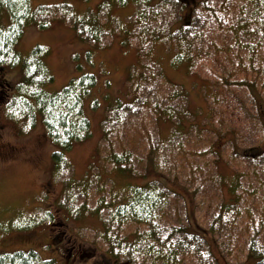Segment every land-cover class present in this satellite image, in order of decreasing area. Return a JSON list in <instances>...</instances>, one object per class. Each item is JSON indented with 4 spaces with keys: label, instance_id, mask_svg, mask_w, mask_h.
<instances>
[{
    "label": "rangeland",
    "instance_id": "rangeland-1",
    "mask_svg": "<svg viewBox=\"0 0 264 264\" xmlns=\"http://www.w3.org/2000/svg\"><path fill=\"white\" fill-rule=\"evenodd\" d=\"M119 1L29 0L55 14L28 24L16 50L24 57L45 47L54 77L49 93L72 78L96 77L84 103L92 135L60 166L41 116L32 124L0 106V254L33 250L55 264H255L250 237L264 218V185L249 158L264 152V42L246 23L253 7L247 0H194L134 22L141 7ZM63 3L72 9L66 20L58 8L67 5L57 8ZM0 24H10L7 14ZM87 25L96 41L79 33ZM244 61L256 63L232 66ZM6 78L20 83L19 67L7 69ZM155 180L162 182L154 187L162 199L153 216L156 246L146 224L130 213L120 222L116 214L132 189ZM234 186L242 196L223 229L216 212L234 200ZM61 233L64 240H52ZM185 233L199 235L194 241ZM140 235L146 252L133 248Z\"/></svg>",
    "mask_w": 264,
    "mask_h": 264
},
{
    "label": "trees",
    "instance_id": "trees-1",
    "mask_svg": "<svg viewBox=\"0 0 264 264\" xmlns=\"http://www.w3.org/2000/svg\"><path fill=\"white\" fill-rule=\"evenodd\" d=\"M213 1L217 0H205L202 1L201 5L206 6ZM119 2L125 4L126 0H120ZM246 2L253 7L252 10L247 12L251 19L246 21V23L248 27L250 24L253 25V33L254 35H258L256 39L264 42V0H247ZM191 3H194V0H136L135 5L140 6L141 10L140 13L135 14L134 22L146 19L150 15L151 17H157L161 14V11L163 12L168 8L169 4H172L173 7L176 5L177 8L179 6V9L182 10L183 6ZM64 5H67L68 9L63 10L62 8H58ZM40 7V10H38L39 8L33 9L30 7L29 0H0V18L5 13L10 22L8 26L0 24V106L10 107L11 116L16 119L19 117L28 118L32 124L36 115L39 114L48 137L55 147L58 148L53 153L52 159L56 164L64 166L66 162L65 153L70 151L77 143L90 138L92 135L91 122L85 112L84 103L91 96L92 90L96 86V77L92 74H84L80 78H72L60 92L49 93L46 90V86L54 83V77L46 66L48 52L45 47L38 45L24 57L16 50V46L23 37L25 27L28 24L35 22L38 15L48 16V14H55L52 10H48L52 6ZM57 8L58 11L62 12L65 20L69 16L72 17L70 14L72 9L68 4L63 3L58 5ZM245 13L244 7H241L239 12L241 20L242 15ZM147 21L151 23V20ZM79 22L83 23L80 19ZM47 26H49L48 23H39L41 29H45ZM78 30L80 34L84 35L85 39L88 38L96 41L94 31L88 25L84 28H78ZM146 35L147 28L144 33L145 37ZM161 35L159 32H153L150 34V37L159 40L162 39ZM235 37L241 41L239 33L235 34ZM254 52L255 50H252L249 54L255 56ZM255 63L248 61L247 64L244 61L243 63H235L232 66L246 67ZM17 67H19L22 80L13 86L10 82L12 80L6 78V70ZM231 75L234 76V73H229L228 77H231ZM259 76L263 78L262 86L258 90V94L261 95L260 92L264 91V73H260ZM18 91L21 93H18ZM173 97L181 100L186 99L181 92H174ZM91 104L92 108H97V100H93ZM153 106L157 107L156 104ZM121 108L123 106H119L117 110ZM249 159H252L255 163L254 173L258 176L259 174L261 175L260 177L263 179L261 183L264 185V152L259 155H252ZM114 164L119 167V160L117 158ZM237 182L239 183L240 179ZM160 183L162 184L161 181L155 180L150 182L147 187H135L132 189L129 195V198H131L129 205L126 204L122 208L120 207L118 213H116L121 218L120 222L128 221L129 217L127 215L130 213L140 225L146 224L149 236L150 238L153 237L152 241L155 246L158 240L160 242V239L157 240L155 236L157 232L153 225V216L157 205H161L162 199L159 196L160 192L154 191V187L157 188ZM233 188H235L232 191L234 200L231 203L220 204L219 210L216 212L215 221L223 229L228 226V218L230 214L235 213L239 204V198L242 196L238 194V186H234ZM214 225L210 229L213 236L215 234ZM185 234L187 240H194L199 235L194 233ZM229 237H232V234H229ZM204 238L201 237V239ZM250 240V254L256 259L255 264H264V218L260 220V226L255 228ZM146 242V237L140 235L134 240L133 248L135 250H140L141 248L146 252ZM0 264H55V261L53 259L42 261L36 251L29 250L27 252L18 251L13 254H0ZM207 264L218 263L213 258V261Z\"/></svg>",
    "mask_w": 264,
    "mask_h": 264
},
{
    "label": "flooded vegetation",
    "instance_id": "flooded-vegetation-1",
    "mask_svg": "<svg viewBox=\"0 0 264 264\" xmlns=\"http://www.w3.org/2000/svg\"><path fill=\"white\" fill-rule=\"evenodd\" d=\"M52 227L55 228V227H57V225L52 224ZM53 230H57V229H53ZM63 235H64V233H61L60 235L53 234L52 240H57V241L64 240ZM67 238L69 239V237H67ZM69 256H72V253Z\"/></svg>",
    "mask_w": 264,
    "mask_h": 264
}]
</instances>
